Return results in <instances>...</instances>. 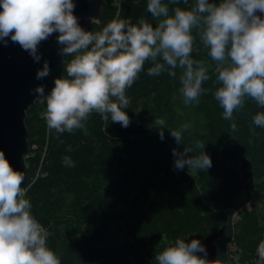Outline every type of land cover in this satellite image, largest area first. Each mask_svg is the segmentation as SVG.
Here are the masks:
<instances>
[{
	"label": "trees",
	"instance_id": "trees-1",
	"mask_svg": "<svg viewBox=\"0 0 264 264\" xmlns=\"http://www.w3.org/2000/svg\"><path fill=\"white\" fill-rule=\"evenodd\" d=\"M194 3L169 4V12ZM146 4L147 0H122L118 7L115 0H105L100 18L88 31H101L118 19L155 26L157 20ZM193 35L197 39L192 58L203 62L211 77L204 84L209 91L198 103H183L179 70L175 77L166 72L150 76L152 64L146 62L127 90L131 101L125 109L131 121L127 128L93 113L83 129L58 135L47 128L44 100L34 101L27 111L26 198L49 232L48 246L61 264H155L156 253L177 238L202 242L220 230L216 264H257L264 210L247 204L252 200L264 205V127L252 123L263 109L246 99L233 120L223 119L214 98L219 87L214 62L195 29ZM68 59L64 57V62ZM161 118L166 122L163 140L155 125ZM233 122L236 131L231 129ZM185 124L189 127L178 145L169 131ZM201 140L211 168L176 169L173 149H189L188 155L195 157ZM66 156L74 167L65 166ZM243 158L250 161L256 181L249 189L241 183ZM246 190L249 195L242 199ZM112 230L119 236L114 241L108 238Z\"/></svg>",
	"mask_w": 264,
	"mask_h": 264
},
{
	"label": "clouds",
	"instance_id": "clouds-1",
	"mask_svg": "<svg viewBox=\"0 0 264 264\" xmlns=\"http://www.w3.org/2000/svg\"><path fill=\"white\" fill-rule=\"evenodd\" d=\"M180 2L147 0L146 11L157 20L155 26L118 19L93 32L79 25L73 0H0V42L6 44L10 38L39 62V44L58 34L59 54L70 58L64 62L65 75L54 79L46 96L43 85L34 90L46 102L47 128L58 135L83 129L93 113L127 128L131 122L125 111L131 103L127 90L139 79L146 62L152 64L147 70L150 76L166 72L175 77L179 70L183 103H198L207 95L204 84L211 77L209 68L192 58L197 39L194 29L215 65L219 87L214 98L223 109V119L233 120V113L244 108L246 99L264 109V0H195L191 7H175L170 14L169 4ZM49 74L45 61L36 79ZM165 123L162 118L155 121L161 140ZM252 123L264 127V111H258ZM188 127L169 131L178 145ZM231 129L236 131L235 122ZM196 146L200 154L195 157L188 155L189 149H173L176 169L211 168L204 141H197ZM64 164L75 166L67 156ZM24 181V172L14 170L0 151V264H61L48 246L49 232L31 212ZM258 253L264 261V241ZM154 260L155 264H215L197 239L177 238L156 253Z\"/></svg>",
	"mask_w": 264,
	"mask_h": 264
},
{
	"label": "water",
	"instance_id": "water-1",
	"mask_svg": "<svg viewBox=\"0 0 264 264\" xmlns=\"http://www.w3.org/2000/svg\"><path fill=\"white\" fill-rule=\"evenodd\" d=\"M73 2L76 5L74 15L78 17L79 25L88 31L91 24L100 18L105 0H73ZM57 35L54 33L39 44L38 54L41 57L39 62H35L27 51H24L19 44L13 43L10 38L7 39L6 44L0 42V151H3L14 170L24 172L25 181L27 178L25 155L29 151L25 116L33 102L41 99L34 90L43 85L44 94L48 95L54 87V79L60 78L63 73L64 57L59 54L61 46L56 41ZM45 61L48 62L50 74L37 80L36 73L42 69ZM242 160L241 183L249 189L254 176L251 173L250 161L245 158ZM221 233L222 230L212 232L201 242L206 249L207 259L214 261L215 264L216 242ZM198 255L203 254L198 253Z\"/></svg>",
	"mask_w": 264,
	"mask_h": 264
},
{
	"label": "rangeland",
	"instance_id": "rangeland-1",
	"mask_svg": "<svg viewBox=\"0 0 264 264\" xmlns=\"http://www.w3.org/2000/svg\"><path fill=\"white\" fill-rule=\"evenodd\" d=\"M178 96H180V95H178V94H175L174 95V99L176 98V99H178L179 97ZM181 98V97H180ZM254 182H256L255 180L253 181V183H252V185L254 184ZM254 186V185H253ZM247 195H249V193H248V191L246 190L244 193H243V195H241V198L242 199H246V197H247ZM253 205V207L254 208H256V209H260V208H262V210H264V205H262V204H259V203H257V202H254V201H249V203L247 204V207H250V205ZM261 206H263V207H261ZM236 214V213H235ZM119 236H118V234L116 233H114L113 232V230H112V232H110V234H109V236H108V238H109V240H113L114 241V239H117ZM256 262H257V264H263V261L260 259V257H258L257 259H256Z\"/></svg>",
	"mask_w": 264,
	"mask_h": 264
},
{
	"label": "built area",
	"instance_id": "built-area-1",
	"mask_svg": "<svg viewBox=\"0 0 264 264\" xmlns=\"http://www.w3.org/2000/svg\"><path fill=\"white\" fill-rule=\"evenodd\" d=\"M116 1V4H117V6L119 7L120 5H121V3H122V0H115ZM24 187V186H23ZM25 189H26V187H24Z\"/></svg>",
	"mask_w": 264,
	"mask_h": 264
}]
</instances>
